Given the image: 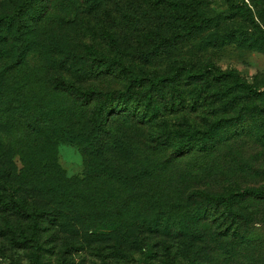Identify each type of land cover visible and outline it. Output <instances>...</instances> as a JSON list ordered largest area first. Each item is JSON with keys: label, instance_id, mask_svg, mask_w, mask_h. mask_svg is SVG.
I'll use <instances>...</instances> for the list:
<instances>
[{"label": "rangeland", "instance_id": "1", "mask_svg": "<svg viewBox=\"0 0 264 264\" xmlns=\"http://www.w3.org/2000/svg\"><path fill=\"white\" fill-rule=\"evenodd\" d=\"M20 1L0 0V14ZM28 12L34 32L22 72L48 95L58 97L46 83L52 76L84 90L106 91L127 84L128 73L122 66L121 70L107 67L95 58L118 60L137 74L167 75L177 70L175 83L161 91L148 84L133 87L134 99L154 101L144 119L115 116L106 130L126 138L133 146L129 156L161 162L160 173H165L166 164L165 170L182 188L175 189L182 192V199L192 191L264 188V0H37ZM230 70L251 88L237 87L229 78L212 79V72ZM199 72L208 75L192 79L186 75ZM117 101L98 98L89 108L104 114ZM154 108L157 111L150 116ZM141 109H146L144 103ZM158 137L166 139L160 146L152 141ZM179 145H183L181 153L174 152ZM55 150L65 174L81 179L84 164L79 147L64 141L56 143ZM237 206L253 215L252 228L263 236L264 201L246 199ZM180 209L172 218H181ZM235 218L217 215L208 225L221 231L220 221ZM10 220L16 227L17 221ZM88 224L98 225L84 231L75 226L70 233L51 234L54 228L43 233L38 264H165L170 260L189 264L188 252L200 244L174 231L166 237L144 234L139 247L119 249L99 221ZM30 255L0 236V264H33Z\"/></svg>", "mask_w": 264, "mask_h": 264}, {"label": "trees", "instance_id": "2", "mask_svg": "<svg viewBox=\"0 0 264 264\" xmlns=\"http://www.w3.org/2000/svg\"><path fill=\"white\" fill-rule=\"evenodd\" d=\"M36 3L21 0L10 12L0 14V236L27 249L32 263L38 264L43 233L52 228L51 234L70 233L75 226L84 231L98 225L89 222L99 221L119 249L139 247L144 234L166 237L175 231L188 235L184 239L192 244L200 242L188 252L185 260L189 264H264V235L252 228L251 213L237 209L246 199L264 201V188L228 193L192 191L182 199V192L175 190L182 188L165 170L166 164L165 173H160L159 161L129 156L133 146L126 138L113 129L106 130L115 116L127 121L144 119L146 111L153 110L150 105L154 106V101L151 97L145 102L134 99L133 87L148 84L161 91L166 84L175 83L177 70L167 75L137 74L118 60L95 58L107 67L126 70L128 81L123 89L84 90L52 76L46 83L59 98L48 95L22 72L34 32L28 11ZM3 59L7 62L2 63ZM208 72L186 75L192 79ZM211 75L215 81L229 78L237 87L251 88L232 70ZM98 98L118 101L101 114L89 108ZM57 99L60 102L56 103ZM154 109L150 116L156 113ZM161 138L152 141L160 146L166 141ZM64 141L81 150V179L68 177L57 162L55 146ZM182 150L179 145L174 152ZM180 207L181 218H172ZM217 215L238 218L220 221L224 228L215 232L208 223ZM10 219L17 221L16 227ZM45 224L47 228H43Z\"/></svg>", "mask_w": 264, "mask_h": 264}]
</instances>
